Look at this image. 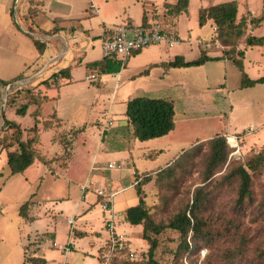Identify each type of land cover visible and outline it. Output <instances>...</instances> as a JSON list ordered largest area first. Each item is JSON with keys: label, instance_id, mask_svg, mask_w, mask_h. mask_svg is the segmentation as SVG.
I'll return each instance as SVG.
<instances>
[{"label": "rangeland", "instance_id": "374dc122", "mask_svg": "<svg viewBox=\"0 0 264 264\" xmlns=\"http://www.w3.org/2000/svg\"><path fill=\"white\" fill-rule=\"evenodd\" d=\"M77 1L70 14L79 15L82 6H86L90 18L83 24L88 26L90 21L93 34L99 33L96 11L89 8L92 0ZM227 1L236 2L238 19L247 13L245 35L249 33V19L254 17L251 10L259 13L263 0H188L185 14L179 16L177 25L180 44L170 48V53L163 50L162 44L144 47L151 46L157 54L153 57L158 59L157 65L141 61L137 68L122 69L123 76L114 89V76L108 78V82L102 79L103 83L84 79L86 65L81 62L68 80L60 78L58 88H49L48 95L53 99L41 105L39 128L32 129L34 121L29 112L21 115L14 111L16 107L28 105L34 93L33 82L12 83L4 102V117L25 128L23 138H37L34 148L48 162L35 161L22 173L10 175L6 149L2 146L13 138V130L3 124L4 117L0 115V264H30L25 259L32 256L45 258V264H146L148 245L141 237V226L125 224V221L118 224L123 219L124 206L137 203L135 179L144 173L149 174L150 180L141 188L146 193V206L154 222L166 223L191 203L195 188L203 186L205 198L202 207L195 211L201 221L199 232H188L185 241L188 248L175 230L166 229L158 234L156 257L161 264H264L261 255L264 251V169L251 173V200L239 211L234 207L236 180L219 182L232 163H244L264 148V83L241 87L242 72L229 58L207 60L204 66H168L179 50L189 60L200 56V47L194 41L197 36L210 40L202 48L220 50L221 55L229 48L215 40L213 17L206 15L200 24L201 8L209 9ZM29 7L36 6H29L25 0H14L10 17L0 1V78L4 80L8 64L11 66L21 55L35 52L30 42L32 37L27 35L29 32L25 33L28 23L23 15L28 14L25 8ZM164 19L167 21L169 17L164 15ZM250 33L264 36V21L251 28ZM241 39L230 55L239 58L236 50H243L244 72L256 78L261 75L256 69H264V46L250 47ZM93 47L94 51L88 50L83 60L98 55V46ZM5 93V84H0V112ZM131 94L172 99L175 110L172 131L138 141L132 151L137 170L131 159H120L123 154H129L123 153L128 143L110 136L115 120L112 118L106 130L104 126L103 129L98 127L99 121L104 123L106 110L119 118V112L125 109V99ZM216 134L226 139L228 159L218 172L202 182V160L208 150L205 141ZM229 135L235 137V144L229 142ZM113 137L125 139L126 135L118 129ZM200 141H203L202 149L193 156L187 170L177 171L167 184L156 181V172L177 157L183 151L181 148ZM15 147L14 144L10 149ZM144 150L148 152L141 154ZM111 160L122 162L125 169L107 168ZM110 177H120L115 180V186H104L111 192L117 190L112 197L117 209L114 226L116 224L115 230L126 239L125 250L128 249L126 252L114 250L113 254L108 250V227L100 216L103 211L100 198L93 189ZM87 181L92 186L84 189ZM87 206L91 208L85 213L94 217L92 232L79 228L70 232L67 216H80ZM71 237L76 244H72ZM74 245L77 246L74 248Z\"/></svg>", "mask_w": 264, "mask_h": 264}, {"label": "trees", "instance_id": "16d2710c", "mask_svg": "<svg viewBox=\"0 0 264 264\" xmlns=\"http://www.w3.org/2000/svg\"><path fill=\"white\" fill-rule=\"evenodd\" d=\"M39 1L29 0L30 5H37ZM164 15L167 17H174L181 12L186 11L188 6V0H175L174 3H164ZM14 1L10 8V15L13 16ZM35 8H28V16L32 17L35 14ZM237 14V4L235 1H227L210 7L209 9H200V24L203 23L206 15L213 17L215 22L216 36L215 40H218L222 45H228L229 48L220 56H208L207 51L204 48L200 49V56L193 60H185L181 55H175L172 60L168 62L170 67H189L202 65L207 60H216L220 58H229L233 63L241 70V87H249L256 83H264V74L257 78H250L244 72L243 61L241 58L244 55L243 50H236V54L239 58L231 56L230 54L235 52V46L237 41L241 39L247 46H264V36H255L250 33V29L257 27L264 21V0L262 1L261 10L258 16H254L249 19V33L245 35V29L247 24V13L243 14L239 19ZM145 24V20L143 23ZM56 30V29H55ZM54 30V31H55ZM31 31V30H30ZM33 39V43L36 49L41 53L45 48V43L36 37L30 35ZM214 44V43H213ZM225 54H228L226 56ZM225 56V57H224ZM88 68H99L104 72H118L121 68L119 62L112 55L101 61L88 63ZM71 66H67L64 69H60L58 72L53 73L48 79H51L53 83H57L59 78H68L70 76ZM146 71V70H145ZM8 82V81H7ZM0 79V84L7 83ZM43 85H47V79L40 82ZM21 88V87H20ZM19 88V89H20ZM46 97H40L39 93H33L28 104H39ZM27 105L23 104L16 107V113L25 114ZM36 114L40 115V109H36L33 113L35 122L32 127L38 128ZM125 116L127 117L128 127L130 132H125V139L122 138L123 143L136 140H148L165 135L173 130L175 124V110L174 102L172 99L162 97H149L146 94H133L126 101ZM3 124L7 128L12 129V139L8 141L4 146L5 159L9 168L10 175L22 173L28 166L35 161H41L42 163L48 162L42 155H40L34 148V144L37 142L35 136H29L23 138V129L21 126L4 117ZM106 130V128H105ZM104 133L101 140H104ZM207 145V154L202 160L201 181L205 182L210 179L220 168L225 164L228 159L229 149L226 143L224 135L216 134L215 136L205 141ZM16 145L14 149H10L13 145ZM127 145V144H126ZM203 146V141L197 142L183 149L178 156L173 158L165 167L156 172V181L161 184L169 183V178L174 176L177 171H185L188 169L192 162L193 156L196 155ZM5 147V148H4ZM260 169H264V148L258 153L250 156L244 163H232L228 170L224 172L219 182L230 183L233 180L237 182V191L235 197V209L241 210L246 201L251 200V185L252 174L257 173ZM139 173V172H138ZM150 180L149 174L144 173L143 176H137L135 179V189L138 197V201L135 205L129 206L125 209V220L133 225H141V237L148 245L146 255V264H161L156 257V250L158 248L157 235L166 229L175 230L179 233L180 238L185 242L188 232L190 230L197 233L200 219L196 216L195 211L202 207L204 201V195L202 193L203 186H197L191 199V203H187L183 209L179 210L172 218L166 223L154 222L147 209L145 198L146 193L141 188V185L147 183ZM24 206V204L22 205ZM21 206V211H22ZM21 213V212H20ZM185 246L188 245L185 242ZM108 250L110 253H115L110 247L108 242ZM125 250V249H124ZM128 249L125 250V252ZM124 252V253H125ZM127 255V254H126ZM264 259V251L262 252ZM25 262L30 264H45L47 261L43 257L32 256L25 259Z\"/></svg>", "mask_w": 264, "mask_h": 264}, {"label": "crops", "instance_id": "0c3cea01", "mask_svg": "<svg viewBox=\"0 0 264 264\" xmlns=\"http://www.w3.org/2000/svg\"><path fill=\"white\" fill-rule=\"evenodd\" d=\"M0 1L2 2V7L5 10L6 14L8 13L10 15L9 9L11 8L13 4L12 2L14 0L13 1L12 0H0ZM25 1H27L29 5V0H25ZM92 1L94 2L95 0H92ZM99 1L100 3H98L97 1L94 2L95 6L97 5L96 10H95L96 11L95 15L97 18L98 25L96 28L100 30V32L97 34H93L94 28L92 27L90 21H89L88 26H85L83 24V22H86V20L90 18V15H88V13L86 12V9H85L86 6H82L79 15L70 14L71 13L70 11H72L74 7L76 8L77 3H78L77 0H43V1L41 0L39 4L35 5L36 11H35L34 17H28L27 12L24 13L23 16H24L25 22L28 23V28L26 29L25 33L29 32L27 33V35H32L33 37H36L39 40L44 41L45 48L40 53L36 49L32 41L33 39L31 40L29 39L30 42L32 43V46L35 49V52L31 53L30 55L23 54L18 59V61L13 62L11 66H9L8 64V67L5 71L6 73L5 77L7 78H5V80L2 78L0 79L6 82L7 81L13 82L19 79H25L29 77L30 80L28 82L30 81L33 82L34 93H39L40 97H43V96L46 97V99L42 100L39 104L31 103L27 105L25 114L29 112V114L33 116L34 122H35V117L33 115L34 111L37 108L40 109V115L36 114V119L41 120L40 118L41 105L45 101L49 99H53V96L48 95L49 88L59 87V83H60L59 80L57 83H53L51 79H48L50 75L58 72L60 69H64L67 66H71L70 76H72L73 69L75 68L76 65L80 64L81 62L83 63L84 61L85 65H87L88 63L97 62V61L102 60L101 58V39H102V35L104 34V30L106 28L112 27L114 25L122 24V23L140 25L143 23V20H145V23H146L150 20L160 19V20H163L165 24H168L169 26H171L181 37V33L177 25L179 22V16L183 14L184 12H181L174 17L172 16L169 17L167 21L164 19V10H165L163 6L164 3H174L175 0H133V1L132 0H99ZM141 1L143 2L142 3L143 5L139 4L141 3ZM27 10L28 9L25 8V11ZM82 10H84L85 12H82ZM251 12H253V16H258L260 13V12L259 13L255 12L253 10H251ZM74 15H77V16H74ZM10 17L12 16L10 15ZM213 29L215 30V26ZM30 32L35 33V35L30 34ZM94 36L98 38L94 40L93 39ZM194 41L199 45L200 47L199 49H201L203 45L210 43V40L208 41L203 40L199 36H197V38L194 39ZM93 46H98V55H96L93 58L91 57V58H87V60H83L87 56L88 50L94 51ZM150 47L151 46L135 52L127 60L126 64L120 68L118 72L107 73V72L102 71L99 68L91 69L86 66V70L83 76H85V74L89 73L90 71L98 70L101 74L99 80H101L102 83H103L102 79H104V82H108L107 81L108 78H111L114 76L115 79H114L113 88L116 89L117 81H119V79L123 76L122 69L124 70L126 68H130V69L137 68V66H139L141 61L144 63H148L150 66L157 65L159 63L158 59H153V57H156L157 54L155 55L153 52V49H151ZM162 47H163V50H165L167 53H170L169 52L170 49H166L163 45ZM204 49H206L207 51L206 53L208 56L214 57V56L221 55L220 50H216L213 48H204ZM174 55H181L184 58V52L180 50L175 52ZM184 59L189 60L186 58ZM220 60L221 59H219L218 61ZM145 61H148V62H145ZM204 64L205 63L199 66H204ZM87 70H90V71L86 72ZM256 70L260 72L261 75L264 74V69L257 68ZM134 73L135 71L131 72L132 75H134ZM132 75H129V76H132ZM124 76L126 78L128 77L125 74ZM46 79H47V85H43L40 83L41 81L46 80ZM61 79L68 80L69 77L68 78L63 77ZM131 95H128L127 98L125 99V109H126V101ZM125 109L122 112H119V118H115L113 115H110L108 110L105 111V115L115 120L114 124L116 126L114 127L113 130H111L112 132L110 136H112L113 139H117V140L121 138V142H123L122 137H118V138L113 137L114 135H117L118 129L120 131H123V129H125L126 133L128 132L131 133L130 128L127 126L128 121H127V117L125 116ZM15 110L16 108L14 109V111ZM12 121L18 123L21 126L19 122L15 120H12ZM103 122H104V118H103ZM37 126L39 128L38 123H37ZM103 126H104V123H102V121H99L98 127L103 129ZM31 127L32 126L28 127L27 129ZM21 128L23 129V132H24L25 128H23L22 126ZM100 128H99V131L101 132ZM101 137H102V134H101ZM138 141L139 140L134 139L130 142V144L128 143L127 146L125 147L126 151H124L123 153L129 152V154L128 155L123 154L120 157V159H124V158L131 159V161H133L132 166L136 170L137 168L134 163L132 151L137 146ZM184 148H181V150ZM120 150L123 151L124 149H120ZM146 152L148 151L144 150L141 154H144ZM67 177L68 176L65 175L66 179ZM119 178L120 177L106 178L103 180L102 184L108 185V186L110 185L115 186L116 185L115 182H117L115 180H119ZM97 198L95 200L98 201ZM127 207L129 206L127 205L124 206V214H123L124 216H123L122 221L121 219L118 221L119 222L118 224H120L121 222L123 224V221H125V224H128V222L125 220V209ZM90 208L91 206H87L85 209H83L82 210L83 214L80 216L73 215L75 216V220L70 225V232L73 230V228H79V230H82L83 232H89V233L92 232L90 230L93 227L94 217L89 216L87 215V213H85L86 211L90 210ZM111 208H112V211L117 212V209L115 208L113 204ZM100 214H101L100 216L102 218V221H104L105 217H107L109 213L106 211H101ZM34 215H36V213ZM67 217H71V215H68ZM115 220H117V218ZM102 226L104 228L103 222H102ZM115 229H117L116 224H115ZM93 232H96V231H93ZM83 236H86V234H84ZM72 237H71L72 244H76L73 240L74 237L73 239ZM76 238H79V237H76ZM76 246L77 245H74V248ZM66 254H64V256Z\"/></svg>", "mask_w": 264, "mask_h": 264}, {"label": "built area", "instance_id": "2783aa9c", "mask_svg": "<svg viewBox=\"0 0 264 264\" xmlns=\"http://www.w3.org/2000/svg\"><path fill=\"white\" fill-rule=\"evenodd\" d=\"M89 8L92 11L96 10L93 1H90ZM182 41L179 34L163 20L154 19L145 24L133 25L129 23H122L108 27L104 30L101 39V58L105 59L114 56L119 62L120 66H124L127 60L137 51L143 49L148 45L162 44L166 49H170ZM98 70L86 73L84 79L88 81H96L100 78ZM112 123V118L105 115L104 128ZM109 169H123L122 162L111 161L107 163ZM92 186L89 181L84 185V189ZM94 192L100 198V205L103 211L108 212L105 217V224L108 227V240L110 247L113 250L123 251L126 248V239L121 233L115 230L114 222L116 219V212L112 211V197L115 192L108 191L104 185H97L93 187ZM75 220V216L67 217V222L71 225Z\"/></svg>", "mask_w": 264, "mask_h": 264}, {"label": "water", "instance_id": "95a60500", "mask_svg": "<svg viewBox=\"0 0 264 264\" xmlns=\"http://www.w3.org/2000/svg\"><path fill=\"white\" fill-rule=\"evenodd\" d=\"M29 80H30V78L28 77V78H25V79H19V80L13 81V82H7V83H5L6 93H5V95H4L3 105H2V107H1V112H0L1 117H4V102H5L6 96H7V94H8L9 88H10V86L12 85V83L20 82V83H22V84H25V83L28 82Z\"/></svg>", "mask_w": 264, "mask_h": 264}, {"label": "bare ground", "instance_id": "6f19581e", "mask_svg": "<svg viewBox=\"0 0 264 264\" xmlns=\"http://www.w3.org/2000/svg\"><path fill=\"white\" fill-rule=\"evenodd\" d=\"M228 140H229V142L232 143V144H235V142H236L235 137L232 136V135H229V136H228Z\"/></svg>", "mask_w": 264, "mask_h": 264}]
</instances>
